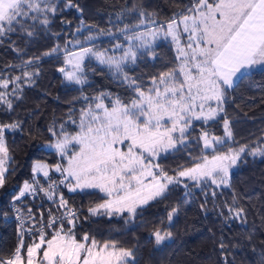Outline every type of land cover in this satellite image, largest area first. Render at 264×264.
Instances as JSON below:
<instances>
[{
    "label": "snow or ice",
    "instance_id": "1",
    "mask_svg": "<svg viewBox=\"0 0 264 264\" xmlns=\"http://www.w3.org/2000/svg\"><path fill=\"white\" fill-rule=\"evenodd\" d=\"M63 8L82 12L74 0H63ZM63 8L60 0H0V38L19 32L34 40L40 31L48 30L52 18ZM177 8L171 19L159 22L154 13L142 5H134L127 9L133 20L123 22L125 17L118 14L115 31L86 25L81 20L77 32L86 29L88 35L83 41H75L74 50L68 48L72 43L69 41L63 49L56 44L43 53L56 58L63 54L64 64L58 71L65 82L80 86L83 106L78 118L70 109L68 121L58 129L55 124L49 127L52 139L44 147L54 149L60 162L54 165L35 162L31 182H23L19 193L13 196V204L42 192L63 211L57 217L49 210L48 221L37 224L31 209L24 219L20 215L22 210L14 207L17 241L8 255H0V264H137L136 245L122 247L116 240L101 243L87 232L78 237L79 217L60 189L99 190L104 194L103 202L90 207L88 212L98 215L103 210L108 217L119 216L129 225L135 224L150 202L165 198L177 186L183 184L190 191L185 181L201 188L205 195L201 208L206 210L207 189L213 185L231 187L230 170L244 156L264 157V142L259 140L236 146L226 117L224 136H216L204 128L198 137L192 136L194 122L210 125L217 121L242 79L249 78L253 69L264 68V0H188ZM101 36L112 39L111 48L95 43ZM161 40L171 45L174 66L152 76L145 85L129 69L145 57L155 59ZM39 59L24 61L19 76L0 77L3 89L0 108L11 111L13 99L23 98L20 82L30 85L39 75L38 71L24 69ZM91 61L106 69L125 88L127 96L108 91L91 97L84 95L83 86L88 83L86 62ZM68 123L75 126V131L67 130ZM19 128L16 121L0 123V188H4L13 162L5 133ZM193 142L200 145L201 156L193 157L198 162L191 167L181 166L175 175H169L155 162L162 154L187 150ZM50 171L59 173V179H52ZM37 175L48 181L47 187ZM210 194L214 201L216 191L211 190ZM225 206L227 216L223 212L220 215L226 221L247 223V210L238 204L235 192L232 203ZM176 213L175 207L168 212L169 223ZM29 221L32 226L26 227ZM150 235L155 250L171 239L173 233L155 227ZM26 236L35 239L26 243ZM218 247L223 264H229L230 253H226L229 245L221 238ZM260 264H264V255Z\"/></svg>",
    "mask_w": 264,
    "mask_h": 264
},
{
    "label": "trees",
    "instance_id": "2",
    "mask_svg": "<svg viewBox=\"0 0 264 264\" xmlns=\"http://www.w3.org/2000/svg\"><path fill=\"white\" fill-rule=\"evenodd\" d=\"M82 9L63 8L52 18L47 31H40L34 40H29L17 32L9 37L0 38V77L9 78L22 74L23 62L30 58L40 57L34 61L27 71H38L35 82L27 84L21 81L23 98L13 99V109L0 108V123L19 122L20 128L8 130L5 133L6 145L13 158L7 174L4 188H0V255H8L17 241V226L11 218L9 202L25 180H32V164L44 161L49 165L60 162V157L54 149L44 147L45 142L52 139L48 129L53 124L57 129L61 123L68 121L69 110L74 117L79 116L83 106L80 99V86L68 84L58 68L63 66L61 53L59 58L47 57L43 53L59 44L61 49L66 42L70 50L77 39L83 41L88 35L85 29L77 32L81 20L86 25H96L98 28H112L118 23L117 16L122 14L123 22L133 20L127 9L134 5H142L145 10L155 14L159 22L171 19L177 5H185L188 0H74ZM71 21V23H65ZM31 23V21L29 22ZM122 27L123 24L120 23ZM96 29H93L95 32ZM99 47L111 48L112 39L101 36L96 42ZM19 49L20 51H16ZM155 59L145 57L137 65L131 66L129 72L140 77L145 85L150 78L174 66V51L167 41H158ZM88 83L83 86V94L94 96L101 91H108L127 96L125 88L113 80L106 69L95 61L86 62ZM12 85H9V91ZM3 91V89H0ZM11 98V97H10ZM225 112L217 121L205 125L200 121L194 122L192 136L198 137L201 129H208L216 136H224L223 120L230 122L236 146L249 144L254 141L264 142V68H255L249 78L242 79L240 86L230 94L229 102L225 104ZM68 131H75V126L66 124ZM191 152V156L188 155ZM200 145L191 143L187 150L179 153L162 154L156 163L168 172L175 174L183 167H191L193 157H200ZM52 179L58 180L59 173H51ZM41 184L47 187L48 181L37 175ZM188 183L190 191L183 184L169 192L165 198L152 201L145 207L135 224L125 225L119 216L108 217L105 213L92 215L88 212L103 202L104 194L99 190L68 192L61 188L69 206L79 217L76 232L78 237L87 232L99 242L116 240L122 247L136 245L137 264H223L221 250L218 247L221 238L229 245L226 253L229 264H260L264 255V157L244 156L238 165L230 171L231 187L216 188L211 186L207 196L206 210L205 195L200 187ZM202 187H206L203 186ZM215 190L217 195L213 201L210 194ZM240 206L247 210V223L241 224L235 220H225L221 212L227 216V207L233 201V193ZM22 214L27 219L28 209L35 215L37 224L46 223L49 210L57 217L62 209H57L53 201L47 199L44 193H38L33 198L27 196L18 202ZM175 207L177 213L171 223L167 220L168 212ZM6 214V215H5ZM41 214L43 218L41 219ZM29 221L26 227H31ZM155 227L167 228L173 233L171 239L154 250V240L151 232ZM50 231L49 229H45ZM249 237L251 240L249 241ZM34 237L26 236V243L33 242ZM235 245V247H233Z\"/></svg>",
    "mask_w": 264,
    "mask_h": 264
},
{
    "label": "built area",
    "instance_id": "3",
    "mask_svg": "<svg viewBox=\"0 0 264 264\" xmlns=\"http://www.w3.org/2000/svg\"><path fill=\"white\" fill-rule=\"evenodd\" d=\"M30 197H34L35 195H29ZM9 207H10V210H11V218L14 220V222L16 223V226H18V221L16 219L17 217V213L13 210L14 207L15 208H19L20 209V206L18 203H16L15 205L13 204V199L9 202ZM20 215L24 218L22 212L20 213ZM25 219V218H24Z\"/></svg>",
    "mask_w": 264,
    "mask_h": 264
},
{
    "label": "rangeland",
    "instance_id": "4",
    "mask_svg": "<svg viewBox=\"0 0 264 264\" xmlns=\"http://www.w3.org/2000/svg\"><path fill=\"white\" fill-rule=\"evenodd\" d=\"M257 68H260V67H257ZM76 118H78V116H77ZM35 162H37V161H35ZM35 162H33L32 167H33V165H34ZM42 162H44V161H42ZM231 170H232V169H231ZM231 170H230V171H231ZM51 173H55V172L50 171V174H51ZM169 175H170V174H169ZM171 175H175V174H171ZM36 178L38 179V177H36ZM22 185H23V184H22ZM21 187H22V186H21ZM101 213H104L103 210H101ZM34 239H35V237H34Z\"/></svg>",
    "mask_w": 264,
    "mask_h": 264
}]
</instances>
